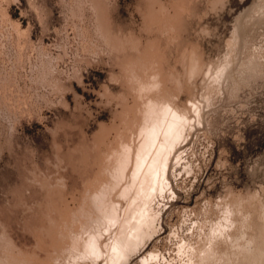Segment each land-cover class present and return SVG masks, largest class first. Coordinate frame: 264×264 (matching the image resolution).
Returning <instances> with one entry per match:
<instances>
[{"label":"rangeland","instance_id":"1","mask_svg":"<svg viewBox=\"0 0 264 264\" xmlns=\"http://www.w3.org/2000/svg\"><path fill=\"white\" fill-rule=\"evenodd\" d=\"M66 209L133 239L86 264H264V0H0V264Z\"/></svg>","mask_w":264,"mask_h":264},{"label":"bare ground","instance_id":"2","mask_svg":"<svg viewBox=\"0 0 264 264\" xmlns=\"http://www.w3.org/2000/svg\"><path fill=\"white\" fill-rule=\"evenodd\" d=\"M102 11H103V10H102ZM152 11H153V10H152ZM152 15H153V14H152ZM165 16H166V15H165ZM162 17H163V16H162ZM164 23H165V22H164ZM149 25H150V24H149ZM167 28L169 29V26H168ZM162 29H163V28H162ZM109 30H110V29H109ZM107 33H108V32H107ZM147 41H148V40H147ZM139 42H140V41H139ZM119 47H120V46H119ZM137 47H138V46H137ZM140 51H141V50H140ZM149 54H150V53H149ZM142 55H143V54H142ZM142 55H141V56H142ZM145 56H146V55H145ZM139 58L142 59L141 57H139ZM133 59H134V58H133ZM135 59H136V58H135ZM126 61H127V60H126ZM134 61H135V60H134ZM140 61H141V60H140ZM143 61H144V60H143ZM139 66H140V65H139ZM143 66H144V65H143ZM146 66H147V65H146ZM142 68H143V67H142ZM144 70H145V69H144ZM123 71H124V70H123ZM129 72H130V71H129ZM138 75H139V74H138ZM145 75H146V74H145ZM143 76H144V75H143ZM145 79H146V78H145ZM131 81H132V80H131ZM138 81H139V80H138ZM151 81H152V80H151ZM133 82H134V81H133ZM139 83H140V82H139ZM148 85H149V84H148ZM138 86H139V85H138ZM164 90H165V89H164ZM163 92H165V91H163ZM160 93H161V92H160ZM140 96H141V95H140ZM135 97H136V96H135ZM165 97H166V96H165ZM144 98H145V97H144ZM161 98H162V97H161ZM157 99H158V98H157ZM163 99H164V98H163ZM155 100H156V99H155ZM153 101H154V98H153ZM159 102H161V100H159ZM143 104H144V103H143ZM129 106H130V105H129ZM145 106H146V105H145ZM151 106H152V105H151ZM156 106H157V105H156ZM156 106L154 107L155 109H156V108H157V109L161 108V105H160L159 107H158V106L156 107ZM149 108H150V107H149ZM128 109H129V108H128ZM143 110H145V109H143ZM159 110H160V109H159ZM147 111H148V110H147ZM148 113H149V112H148ZM125 115H126V114H125ZM149 116H150V115H147L146 117H149ZM124 117H125V116H124ZM124 130H125V128H124ZM121 131H122V130H121ZM122 132H123V131H122ZM130 132H132V131H130ZM130 132H129V133H130ZM118 133H120V131H119ZM125 134H126V133H125ZM125 134H124V135H125ZM130 134H131V133H130ZM116 135H117V134H116ZM124 135H123V136H124ZM125 136H126V135H125ZM125 136H124V137H125ZM115 137H116V136H115ZM128 137H129V136H128ZM105 138H106V137H105ZM117 138H118V136H117ZM107 139H108V138H107ZM130 139H131V138H130ZM111 140H112V139H111ZM113 140H115V139H113ZM116 140H117V139H116ZM125 141H126V140H125ZM128 141H130V140L128 139ZM113 142H114V141H113ZM106 143H107V142H106ZM109 143H110V141H109ZM122 143H124V142H122ZM125 143H126V142H125ZM127 143H128V142H127ZM107 144H108V143H107ZM118 145H119V144H118ZM122 145H123V144H122ZM102 147H103V146H102ZM109 147H110V146L108 145V148H109ZM114 148H117V147H114ZM114 148H113V149H114ZM111 149H112V148H111ZM127 150H129V148H127ZM111 152L114 153L115 151H111ZM88 153H89V152H88ZM101 153H102V152H101ZM104 153H105V152H104ZM106 154H108V156H111V155H110L111 153H106ZM96 156H97V155H96ZM100 156L102 157V155H100ZM105 157H106V155H105ZM102 158H103V157H102ZM99 159H100V157H99ZM99 159H96V160L100 161ZM104 159H105V158H104ZM104 159H103V160H104ZM117 159H118V158H117ZM107 160L110 161V159H108V158H107ZM109 161H108L107 163H109ZM94 162H95V161H94ZM105 162H106V160H105ZM105 162H101V165H100L101 168L98 169V171H97V173H96V175H95L96 178H94V180H93L94 183H93V181L91 182V183H93V184H95V185L97 184V187H96V188H98V192L100 191V190H99V187H100V189H101V191H102L103 193L106 192L107 189H108V191L111 189V184H110L109 182H107V181H103V180H104V172H105V169H106V168H105V165L107 164V163H105ZM117 162H118V161H117ZM117 162H116V164H115L116 166H117ZM113 163H114V162H113ZM97 164L99 165V162H98ZM97 164H96V165H97ZM116 166H115V167H116ZM98 167H99V166H98ZM125 171H127V168H126ZM128 174H129V173H128ZM128 176H129V175H128ZM88 179H90V178H88ZM96 181H97V183H96ZM106 182H107V184H105ZM89 183H90V182H89ZM91 183H90V184H91ZM90 184H89V185H90ZM113 184H114V183H112V185H113ZM95 185H94V186H95ZM101 185H102V186H101ZM115 186H116V185H113V186H112V189L115 190V189H116ZM120 186H121V185H120ZM123 186H124V185H123ZM87 187H89V186L87 185ZM91 187H92V185H91ZM91 187H89V189H92V188L95 189V187H92V188H91ZM121 187H122V186H121ZM102 188H104V189L102 190ZM89 189L87 190V188H86V191L88 192ZM92 191H93V192H92ZM92 191L90 190V192H92L91 194H93V195H92V196L89 195V198L93 200V198H91V197H94L95 200H94V201H89V203L86 201L88 205L91 204L90 202H92V203L95 202V201H96V198H97V197L94 195V191L97 192V190H93V189H92ZM101 191H100V192H101ZM110 191H111V190H110ZM114 192H118V191L116 190V191H114ZM60 193H61V192H60ZM60 193H59V194H60ZM85 194H86V193H85ZM85 194H83V195H85ZM88 194H90V193H88ZM116 194H117V193H116ZM80 195H81V194H80ZM110 195H111V198H114V199L119 198V197H116V196H115V197H112L113 195L111 194V192H110ZM72 196H74V195L72 194ZM90 196H91V197H90ZM61 197H62V196H61ZM63 197H64V196H63ZM74 197H75V196H74ZM86 197H87V196H86ZM75 198H76V197H75ZM75 198H74V199H75ZM82 198H83V197H82ZM109 198H110V197H108V200H109ZM55 199H56V198H55ZM114 199H112V202H111V201H110V202L113 203V200H114ZM120 199H121V198H120ZM120 199H119L118 201H120ZM79 200H80V199H79ZM108 200L101 201V200H99V199L97 198V201L104 202V203H103V204H104V207L106 206V204H105L106 201H107L106 203H109ZM67 201H68V200H67ZM77 201H78V200H77ZM82 201H83V200H82ZM115 201H117V200H115ZM115 201H114V202H115ZM86 202H85V203H86ZM121 202H122V201H121ZM61 203H62V202H61ZM111 203L107 205V206H109V208H111V206H110ZM115 203H116V202H115ZM119 203H120V202H117V205H118ZM93 204H94V203H93ZM113 204H114V203H113ZM140 204H141V203H140ZM140 204H139V206H140V208H142V206H141ZM81 205H82V204H81ZM88 205H87L86 207H89V206H90L89 209H90V210L93 209V211H94V215L96 216V218L93 217V216H94V215H93V211H91V212H92V215L90 214L91 212H90L89 214H87V216L89 215L88 217H90V215H91L90 218H91L92 220H94V219H95V220H99V219H97V216H98V218H100V217H102V214L105 215L107 211H110V209H109L108 207H105V208H108V209H106V210H107L106 212H104V211H102V210H101L102 212H101V211H99V212L95 211V210L97 209V207L102 208L103 205L101 206V203H98V205H96V203H95V206H96V207L93 205L95 208H94L93 206H92V208H91V205H89V206H88ZM99 205H100V206H99ZM117 205L115 204V207H117ZM142 205H144V204L142 203ZM50 206H51V205H50ZM59 206H60V205H59ZM64 206H65V204H64ZM122 206H123V205H120L119 207H122ZM137 206H138V205H137ZM53 207H54V206H53ZM53 207H52V209H53ZM56 207H58V206H56ZM73 207H74V206H73ZM80 207H82V206H80ZM84 207H85V206H84ZM84 207H82V211H83V209H85ZM144 207H145V206H144ZM99 208H98V209H99ZM122 208H123V207H122ZM135 208H136V207H135ZM58 209H59V207H58ZM74 209H76V208H74ZM74 209H73V210H74ZM79 209H80V208H79ZM86 209H87V208H86ZM86 209H85V210H86ZM94 209H95V210H94ZM98 209H97V210H98ZM118 209H120V210L122 211L121 208H118ZM143 209H144V208H143ZM54 210H56V209H54ZM59 210H60V209H59ZM59 210H58V211H59ZM71 210H72V209H71ZM132 210H133V209H132ZM145 210H147L146 207H145ZM145 210H144V212H145ZM50 211H51V210H50ZM50 211H49V212H50ZM58 211H57V212H58ZM61 211H62V209H61ZM65 211H66V213H65ZM65 211H63V212H61V213H59L60 211L58 212V213L60 214V216L58 215V217H57L58 220H56L57 218L55 217L56 219H54V221H53L52 217H50L51 220H52V221H51V220H50V221L54 224V225H53V224L50 222V223L52 224V227H51L52 229H50V230H51V232H50V233H51V237H50L51 239H49L50 242H49L48 244H49L51 250H49V247H48L47 252H45L46 257H44V258L41 257V256H38V257L36 256V257H35V255H34L35 253L33 254V256L31 255L32 257L37 258V260H38L39 262L41 261L42 263H45V264H48V263H49V264H86L87 259L90 260L91 257L94 258L95 255H98V254H100V253H102V255H104V256L106 255V258H105L106 261H108V260H112V259H114V257H115V253H112V254H111L110 252H112V250H113V251H116V250H119V251H120V250H121V245H122L123 243H124V244H127V243H125V242H128L130 239L133 240L132 237H131V235H130L131 233L129 234V232H132V231H133V233H132V236H133V234L135 233L134 230L138 227V225H137L135 222H134V224H136L137 227H136L135 225H133V224H130V223H131L130 220L127 221L126 224H125V227H127V224H128V228H129L128 230H129V231H128L127 235H128V234L130 235V236H128L127 238H129V237H131V238H130V239H126V238H124V237H126V236L123 235V236H122V237H123V238H122V239H123V242H121V243L119 242V243H118V242H117V241H119L118 239H117L116 242H114V241L116 240V238H114V237H116V236H114V233H113L114 231L112 232V230H111V229L114 230V229H116V228H112V227L110 226L109 228H111L110 230H111V232H112L113 234L110 233V231H109V233H110V235H112L111 237L114 238L115 240H114L113 242H111L112 240H110V242H111L112 244H111V245H108L109 247L106 248L107 246L105 247V246L103 245V243H102V244L100 243L101 245L98 244L99 246L96 244V242H95L94 240L96 239V240L98 241L99 238H100V237H98L97 235L95 236V235H91V234L89 233V234L91 235V236H90V235L87 233L88 235L86 234V236H89V237H85L84 233L86 232V229H85V225H84L85 223H84V222H86L85 220L88 219L86 216H84V215L81 216V215L79 214V217H80V216L83 217V218L86 217V219L84 218V221H82L83 219H82V220H78V219H77V217H78L77 215H78V214L75 216V218H73L74 215L77 213L76 210H75L76 213L74 212L75 214H73V215L71 214L73 211H72L71 213H70V211L67 210V209H66ZM87 211H88V209H87L86 211H83V212H84V213H85V212L87 213ZM111 211H112V210H111ZM116 211H117V208H116ZM121 211H119L117 215L120 214L121 219H124V218H123L124 215H122L123 212H121ZM142 211H143V210H142ZM78 212H81V210H78ZM96 212H97L98 215H96ZM100 212H101L102 214H101ZM124 212H125V210H124ZM130 212H131V211H130ZM133 212H134V211H132V213H133ZM136 212H138V211H136ZM81 213H82V212H81ZM142 213H143V212H142ZM145 213H146V212H145ZM82 214H83V213H82ZM133 214H135V213H133ZM143 214H144V213H143ZM143 214H142V216H143ZM52 215H53V214H52ZM55 215H56V213H55ZM99 215H100V216H99ZM128 215H129V214H128ZM130 215H131V213H130ZM130 215H129V216H130ZM136 215H137V214H136ZM136 215H135V216H136ZM139 215H140V217H141V213H140ZM139 215H138L137 217H139ZM50 216H51V215H50ZM135 216H134V217H135ZM48 217H49V215H48ZM125 217H126V216H125ZM127 217H128V216H127ZM127 217H126V218H127ZM131 217H132V216H131ZM143 217H144V216H143ZM244 217H245V216H244ZM53 218H54V216H53ZM118 218H119V217H118ZM135 218H136V217H135ZM241 218H242V217H241ZM115 219H116V218H115ZM115 219H114V220H115ZM89 220H90V219H88V221H89ZM95 220H94L93 223L96 222ZM136 220H137V219H136ZM136 220H135V221H136ZM79 221H80V222L82 223V225L84 226V228H83V226L80 225L81 229H82V230L84 229L83 232L85 231V232L83 233V235L80 234V233L82 232V230H81L80 228H78L77 225H76V228H75L76 231H77V229H78L79 231L81 230V232H80V233H79V231L76 232L75 229H73L74 232L72 231V228L75 227L74 224H75V223H80ZM99 221H100V220H99ZM99 221H98V224H99ZM90 222H91V221H90ZM101 222H102V221H101ZM103 222H104V219H103ZM110 222H112V221H111V220H110V221H106V222H104L105 224H104V223H103V224H104L105 226H108V225H110ZM117 222H118V220H117ZM119 222H122V220L119 221ZM81 223H80V224H81ZM91 223H92V222H91ZM93 223H92V224H89V222H87V225L89 224L88 226H89V227H92V228L88 229L89 227L86 225V226L88 227V228H87V231H88V230L91 231V229H92V231H93V229H94ZM236 224H237V223H236ZM71 225H72V228H71ZM99 225H101V224H99ZM50 226H51V225H50ZM73 226H74V227H73ZM95 226H96V224H95ZM118 226H119V224H118ZM116 227H117V226H116ZM120 227H121V226H119V227H117V228L119 229ZM134 227H135V228H134ZM252 227H253V226H252ZM44 228H45V226H44ZM44 228H43V229H44ZM48 228H50V227H47V229H48ZM95 228H96V227H95ZM102 228H103V227H101L100 229H102ZM109 228H108V230H109ZM125 229H126V228H125ZM137 229H138V228H137ZM147 229H148V228H147ZM40 230H41V229H40ZM48 230H49V229H48ZM48 230H47V231H48ZM50 230H49V231H50ZM94 230H95V229H94ZM105 230H106V229H105ZM42 231H43V230H42ZM92 231H91V232H92ZM101 231H102V230H101ZM121 231H122V230H121ZM146 231H148V230H146ZM43 232H44V231H43ZM95 232H96V231H95ZM102 232H103V231H102ZM102 232H101V234H99V235H102ZM123 232H124V231H123ZM221 232H222V231H221ZM38 233L41 234V232H38ZM47 233H48V232H47ZM77 233H79V234H77ZM92 233H94V231H93ZM115 233H117L116 235L118 236V230H117ZM120 233H121V232H120ZM144 233H145V231H144ZM146 233H147V232H146ZM222 233H223V232H222ZM249 233H250V232H249ZM45 234H46V233H45ZM104 234H105V233H104ZM122 234H124V233H122ZM125 234H126V233H125ZM120 235H121V234H120ZM44 236H46V235H44ZM48 236H50L49 233H48ZM48 236H47V237H48ZM108 236H109V234H108ZM108 236H107V237H108ZM113 236H114V237H113ZM39 237H40V235H39ZM47 237H45V238L47 239ZM120 237H121V236H120ZM133 237H135V236H133ZM40 238H41V237H40ZM45 238H44V239H45ZM112 238H111V239H112ZM118 238H119V237H118ZM247 240H248V239H247ZM45 241H46V240H45ZM45 241H44V243L47 242V241H46V242H45ZM101 241H102V240H101ZM120 241H121V240H120ZM98 242H99V241H98ZM104 242H105V241H104ZM130 242H131V241H130ZM105 243H106V242H105ZM94 244H96L97 246L94 245ZM106 244H107V243H106ZM108 244H109V243H108ZM124 244H123V246H127V245H124ZM240 244H241V243H240ZM40 245H41V244H40ZM40 245H39V246H40ZM238 245H239V244H238ZM254 245H255V244H254ZM45 246H46V245H45ZM123 246H122V247H123ZM243 246H244L243 250L246 249V248H245L246 245H243ZM240 247H241V246H240ZM75 248H76V249H75ZM41 249H42V248H41ZM89 249H90L91 251H90ZM239 249H240V248H239ZM43 250H44V249H43ZM59 250H60V251H59ZM78 250H79V251H78ZM233 250H234V249H233ZM256 250L258 251V249H256ZM8 251H9V249H8ZM44 251H46V250H44ZM100 251H101V252H100ZM238 251H239V250H238ZM89 252H91V253L93 252V253H94V254H93L94 256H93L92 254H91V255L88 254ZM10 253H11V252H10ZM83 253H84V255H83ZM95 253H96V254H95ZM97 253H98V254H97ZM234 253H235V252H234ZM241 253H242V252H241ZM245 253H247V252H245ZM6 254H7V253H6ZM8 254H9V253H8ZM8 254H7V255H8ZM11 254H12V253H11ZM13 254H14V253H13ZM219 254H220V253H219ZM15 255H16V254H15ZM37 255H39V254H37ZM86 255H88V257H89V255H90L91 257L88 258ZM237 255H238V254H237ZM237 255H236V256H237ZM245 255H246V254H245ZM10 256H12V255H10ZM10 256H9V257H10ZM16 256H17V255H16ZM18 256H20V255H18ZM31 256H30V258H31ZM104 256H102V257H104ZM249 256H251V255H249ZM14 257H15V256H14ZM28 257H29V256H27V258H28ZM85 257H86V259H83V258H85ZM246 257H247V256H246ZM34 258H32L31 260H33ZM237 258H238V257H237ZM243 258H244V256H243ZM11 259H13V258H11ZM17 259H19V257H18ZM48 259H50V260H49L50 262L48 261ZM103 259H104V258H103ZM239 259H240V258H239ZM8 260L10 261V259H8ZM13 260H14V259H13ZM31 260L28 259V262L30 261V264H31V263L33 264L34 262H32ZM35 260H36V259H35ZM35 260H34V261H35ZM37 260H36L35 262H36L37 264H39V262H38ZM68 260H69V263L67 262ZM91 260H92V259H91ZM243 260H244V259H243ZM15 261H16V260H15ZM83 261H84V263H83ZM250 261H251V258H250ZM22 262H23V261H22ZM41 262H40V263H41ZM91 262H92V261H91ZM94 262H95V260H94ZM11 263H12V262H11ZM14 263H15V262H14ZM88 263H89V261L87 262V264H88ZM263 263H264V262H263ZM12 264H13V263H12ZM16 264H20L19 261H18V263H17V261H16ZM27 264H28V263H27ZM34 264H35V263H34ZM91 264H92V263H91ZM93 264H94V263H93ZM97 264H98V263H97ZM250 264H251V263H250Z\"/></svg>","mask_w":264,"mask_h":264}]
</instances>
